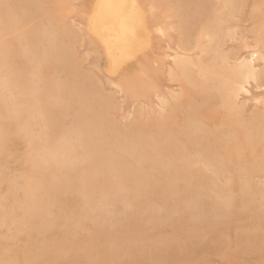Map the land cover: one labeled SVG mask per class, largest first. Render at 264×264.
<instances>
[{"label":"bare ground","instance_id":"bare-ground-1","mask_svg":"<svg viewBox=\"0 0 264 264\" xmlns=\"http://www.w3.org/2000/svg\"><path fill=\"white\" fill-rule=\"evenodd\" d=\"M78 1L6 0L21 18L22 38L13 34L7 60L0 46V130L13 133L8 150H0V208L9 209L0 259L260 264L264 96L256 84L264 61L257 53L256 78L245 81L251 95L242 92L235 103L228 97L239 77L227 70L225 81L207 91L197 76L169 73L177 56L209 60L208 32L224 41L233 60L251 62L264 0H88V9L70 7ZM97 3L139 5L147 13L142 30L160 63V99L147 84L121 91L109 75L104 39L87 30V12ZM8 11L0 8V37L6 23L13 27ZM95 27L112 40V57L127 54L114 12L103 10ZM83 43L88 51L78 57ZM45 123L64 140L61 163L34 172L26 136ZM33 194L43 202L40 217L46 221L50 211L55 227H32L41 222L29 212ZM190 228L198 235L211 229L212 238L175 246ZM248 249L258 259H249Z\"/></svg>","mask_w":264,"mask_h":264},{"label":"snow or ice","instance_id":"snow-or-ice-1","mask_svg":"<svg viewBox=\"0 0 264 264\" xmlns=\"http://www.w3.org/2000/svg\"><path fill=\"white\" fill-rule=\"evenodd\" d=\"M73 9L86 8L89 6L83 5H72ZM155 10V6H150ZM238 7H243L240 5ZM0 8L9 10L6 17V22H11L12 28L5 25V31L0 37V46L3 47L5 53V60L11 49V40L13 34L17 38H22L21 32V18L19 15L11 11V5L6 0H0ZM105 9L111 10L118 16L123 30V36L118 37L124 45L126 55L120 58H114L111 56L112 40L103 36L96 27L95 23L101 12ZM131 9V11H129ZM147 19V13L141 10L139 5H127V4H103L97 3L88 10L87 12V30L89 34L100 36L104 39V43L109 50V63L107 71L111 77L116 78L117 84L120 85L121 91L125 89L128 84L136 83L138 86L147 84L151 91L156 92L157 99H160L159 88L163 87V84H159L156 80V74L159 72L160 63L154 61V43L151 40L150 35L146 30L143 29V22ZM253 34L257 35V30H253ZM160 35L163 36L164 32L160 31ZM201 39H205V35L202 34ZM207 42L204 44V50L209 56L207 62L195 63L191 58L185 56H177L174 59L176 64L174 66L175 71L169 73L170 77L175 79L176 76L183 75L186 78L192 76L198 77V83L204 90H209L208 85L210 83H223L226 79V70L239 77V82L236 83L232 88L228 97L229 102L235 103L239 100L242 92H248L249 83L255 77V70L251 67V63H254L259 54L262 61H264V23L258 28V35L256 41L253 42V47L249 50L248 55L251 56V62L248 59L244 60H233L231 53L224 47V41L215 33L208 32L206 34ZM249 41L245 39L243 44L247 46ZM87 71V69H85ZM116 85H113L115 87ZM256 88L260 89L261 95L264 96V64L261 65V71L258 78ZM251 95V92H248ZM171 100L178 99V96L174 95L170 98ZM13 135L11 130L8 131L0 130V150L7 151L10 144V138ZM27 140V153L31 158L34 172L43 171L51 167L53 164H60V150L64 144L63 138L57 139L53 130L48 126L47 123L43 125L41 131L30 132L26 136ZM31 183V181H29ZM32 207L29 212L33 213V219L41 220L39 223H34L33 228L40 230L45 226L53 228L56 226V220L52 216V213L48 212V219L42 220L40 213L44 211L42 206V200L32 195ZM262 207H264V200L261 201ZM13 214L15 209L13 208ZM0 227L7 228L9 220V209L7 207L0 208ZM211 229L209 233L198 235L192 228L188 229L184 234L178 237L174 245L178 247H184V245L190 241L196 239L212 238ZM252 252V249H248ZM260 264H264V236H262L260 244ZM0 264H21V262L4 258L0 259ZM32 264H49L45 261H35ZM60 264H79L77 261H63ZM89 264H139L137 261H102L93 260ZM157 264H163V262H157ZM192 264V262H189ZM199 264H215L212 261H200ZM224 264H239L234 261H224ZM243 264H251V261H244Z\"/></svg>","mask_w":264,"mask_h":264},{"label":"rangeland","instance_id":"rangeland-1","mask_svg":"<svg viewBox=\"0 0 264 264\" xmlns=\"http://www.w3.org/2000/svg\"><path fill=\"white\" fill-rule=\"evenodd\" d=\"M88 3V0H79L78 2H77V5H83V4H87ZM251 3H252V1L250 2L249 1V4H248V7H249V9H250V6H251ZM247 7V8H248ZM245 9L244 11V21L245 20H247V22L248 23H246V21H245V27H249L250 25H251V22H250V20H249V13H250V10L249 9ZM248 15V16H247ZM75 16V14H73L72 16H71V18H73ZM248 17V18H247ZM242 19H243V17H242ZM78 57L79 56H82V55H84V53H86L87 51H88V45L86 44V43H83L82 44V46H80V47H78ZM91 61V60H90ZM87 62H89V61H87ZM85 64V63H84ZM87 64V63H86ZM88 65H90V62H89V64ZM89 67V66H88ZM87 67V65H86V68H88ZM99 76L101 77V75L99 74ZM175 90H177L176 88H175ZM181 208V207H180ZM181 214H183L184 213V211L183 212H180ZM237 225H240V223L238 224L237 223ZM206 241V240H205ZM259 252H250V254H249V256L248 257H250L249 259H251V260H255V259H258V256H259V254H258ZM212 258V257H211ZM212 259H216L217 261H215V262H220L217 258H212ZM178 264H181V263H178ZM252 264V263H251Z\"/></svg>","mask_w":264,"mask_h":264}]
</instances>
